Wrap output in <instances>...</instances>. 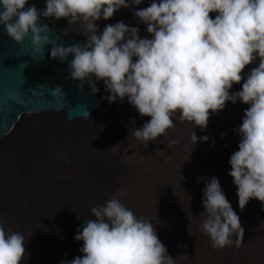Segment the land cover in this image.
<instances>
[{
    "label": "clouds",
    "instance_id": "obj_1",
    "mask_svg": "<svg viewBox=\"0 0 264 264\" xmlns=\"http://www.w3.org/2000/svg\"><path fill=\"white\" fill-rule=\"evenodd\" d=\"M142 2L45 0V7L38 9L28 0H0V26L20 44L31 33L41 60L49 43V37L41 35L49 29L41 17L83 22L86 42L54 44L50 58L67 62L71 80L94 78L93 93L98 91L96 82L103 81L108 95L102 98L108 103L126 99L139 115L150 117L133 131L145 143L174 127L178 114L193 125L192 152L198 141L209 140L207 135L198 137L195 129L203 131L211 113L218 114L228 101L248 105L233 129L239 142L229 157L228 175L241 212L250 199L264 209V0H150L147 7L132 9L149 36L141 37L138 26L123 21L98 30L101 18L107 21L121 7ZM253 62L258 65L242 76ZM242 80L239 90L230 91ZM201 180V232L214 249L232 245L234 237L240 238L235 240L239 246L244 228L219 179L197 178ZM119 195L90 209L92 218L82 220L73 237L82 241V255L58 264H174L156 226L126 207ZM27 238L0 224V264H22L28 255Z\"/></svg>",
    "mask_w": 264,
    "mask_h": 264
},
{
    "label": "bare ground",
    "instance_id": "obj_2",
    "mask_svg": "<svg viewBox=\"0 0 264 264\" xmlns=\"http://www.w3.org/2000/svg\"><path fill=\"white\" fill-rule=\"evenodd\" d=\"M121 8L124 9V7ZM210 15L214 17L215 13H210ZM121 19L120 15V21H122ZM102 20L104 21V19ZM48 23L49 26L57 33H63L66 31L70 37L81 39L76 36L75 33L63 29L61 26H57L54 22V18L50 17ZM76 24L78 27L77 34L87 38V35L83 33V22H77ZM136 26H139V24ZM83 43L84 42L82 40L81 44ZM257 65L258 62H253L252 64L246 66L243 70L242 76L244 73H247L251 68H254ZM88 83L89 79H86L84 86L92 90L93 88L90 87ZM242 83L243 81L239 84H234L230 91L239 90ZM95 93L99 99L100 105L96 106L90 113H88L87 116L82 114L79 116L73 115V117L67 118L68 113L65 111L64 107H60L58 110L49 108L48 110H43L38 113L23 111L20 113L18 119L12 124L7 133L3 135L0 146V224H2L5 229L21 231L26 237H28L27 240L29 241L31 246L30 248L32 250L35 247L37 248L38 245L40 246V242L44 240V237L39 236V234L42 235L45 233L49 238V241L54 242L53 246L55 248L65 250L66 254L63 259L71 260L76 256L82 255V253L79 252V248L82 246V241H76L73 239L78 227L82 223V220L92 218L90 214V209L92 207L103 204L114 194L120 193L123 189H126L125 186L129 179L125 176L128 170L125 166H129L139 171L141 175L139 178H136L134 186L135 190L132 188V190H134L136 200H141V205H147L146 208L149 207L153 210L150 212L147 209L148 212L152 214L154 213V216L158 221L155 224L158 237L163 239L162 237L164 236L161 226H165V229L169 231L168 233L165 232L166 240L168 244L172 245L174 250L181 251V254H179V262L184 261V263L187 262V264H255V259L252 258L251 260V258L245 253L246 251L244 252V249L248 251L250 248V246H248V242L251 236H249V238H244L243 236L240 240L239 246H237L235 240L240 238L234 237V243L230 245V250L226 251L227 246L214 249L211 246L209 238L203 234V238L207 240V247L204 248L205 250L201 254H199V260L194 261L197 257V253L195 251L196 246L194 247V244L198 241L201 243L200 238L196 242L194 239L192 241L189 240L186 237L187 228L184 232H177V228L181 227V218L191 211L189 209L191 205H189L188 198L190 197L188 195L193 196L192 199L194 201L192 205L196 204V207L201 205L199 206L200 208H197L194 212L196 217L192 218L200 217L202 219V214L199 215V213L203 211L201 203L202 194L200 193L204 187V182L202 180L198 182V177H211L215 175L219 179L221 187L223 188V191L232 207L233 204H237L238 202L236 187L232 183V177L228 175L229 169L225 167L229 165L228 160L230 155L234 151L238 150L239 136L236 135L233 129L237 128L241 124L244 109L248 107V105L241 103L239 100H237L235 104L231 103L232 106H230V103L226 102L224 109L218 114L211 113L208 125L203 131H201L199 127L195 129L198 137L207 135L209 140L206 142L198 141L195 146L196 148L192 151L193 156L190 159L189 151L192 150V147H189V145L191 143L190 138L193 132V125L190 122L183 121L179 118V115H176L174 117V127L168 129L164 135L155 139L157 142L153 140L154 143H145L137 140L133 136V131L135 128L142 127L144 121L150 119V117L139 115L130 105L129 113L131 114L129 118L126 116L117 117V124L112 126L119 127L122 138V141H114L116 145L113 146V151L115 152L110 151L111 146L108 144L107 136L101 133V137L98 139L99 145L95 154H101L100 150L102 148L106 151L114 153V156L120 163L117 167L118 169H115L113 173L108 175L104 174L103 176L101 174L99 176L102 180V188L100 190L97 189V186L92 184V187H88L87 189L85 188V190H76L72 197L67 196L66 198H59V200H55L54 207L50 216L47 218H39L37 211L33 206H31L32 208L29 212L25 210V207H20L19 204L15 206L16 208L12 212L9 211L7 207L10 205L14 193L25 192V188L22 183L16 186L17 183L12 178L11 180L9 177L6 178L5 157L7 149L11 146V142L16 140L18 135L19 137L22 136L24 131L31 130H34L33 138H35L36 143L38 140L42 142L43 137L49 138L50 134L52 135V129L48 126L51 124L48 123L50 121L57 126V130L71 132L83 130L76 129L77 126H82L83 128L86 127L84 130L89 131L91 127H101L99 125L101 122H105L107 125L109 116L105 115L106 107L104 106L99 92L97 91ZM124 103L127 105L128 102L126 99ZM104 117H107L108 119ZM140 120H142V122ZM109 123L110 122H108V125ZM179 129L180 131H178ZM223 133H226V135H222ZM213 140L214 146H212ZM160 156L163 157L161 160L159 159ZM204 159L208 162H204ZM220 165L224 168L220 167L219 169L218 167ZM95 171L96 169L92 170L90 172V176L96 174ZM65 172L66 171H64V173ZM145 174L147 175L146 177ZM38 198L39 201H44L43 198ZM247 208L251 209L255 213L254 215H256L257 234L262 238L261 242L262 245H264V209L261 207V202L256 199H250ZM192 214L191 216H194V214ZM241 216H239L240 222L243 224V218H241ZM36 218H38V220H36ZM177 220L178 222H176ZM198 221L201 222L199 218H197L196 222ZM174 222H176V225L179 224V227L177 228L174 225V228L176 229L172 226V223ZM169 224L171 225V229ZM195 227L198 228L197 231L201 232L199 226H195L194 224L193 229H195ZM40 229H42L43 233H40ZM170 232L172 235L169 234ZM33 233H37V235H32ZM257 234L255 236H257ZM176 237L177 243H180L179 247L176 245ZM253 237L252 240L254 239L256 242H254L255 247H252V249L255 251L256 244L259 242V239H257V237ZM182 247L183 249H181ZM258 247L259 246H257V248ZM262 249H264V246L261 250ZM173 256L178 258V254ZM259 257H261V260L262 258L264 260V253H261ZM256 264H258V262Z\"/></svg>",
    "mask_w": 264,
    "mask_h": 264
},
{
    "label": "rangeland",
    "instance_id": "obj_3",
    "mask_svg": "<svg viewBox=\"0 0 264 264\" xmlns=\"http://www.w3.org/2000/svg\"><path fill=\"white\" fill-rule=\"evenodd\" d=\"M149 3H150V0H143V2L140 5L124 7V9L120 8L118 11H116L117 13L115 12L116 14L114 13V15L109 19L110 21L107 20L106 22L104 20L106 22L105 23L102 20L103 19L102 18L100 19V21L97 22V24L101 26V27L99 26V30L101 29L103 30V27L105 26V24H112L117 21H120V15H121V18H122L121 20L124 23H127L128 25H132V26H136L139 24L138 27L140 29L141 37L149 36V34L146 32V26L140 23L138 18H136L132 14L133 8H144V7H147ZM127 8L129 9V11ZM118 13H119V16H118ZM54 22L57 24V26H61L63 29H66V30H69L75 33V35L78 36L79 38L81 39L84 38L83 42H86L87 38L77 34V31H78L77 30L78 27L76 24L77 22L74 24H69V21L65 18L54 19ZM88 84L90 87L93 88L94 78L89 79ZM96 87L101 97L108 95V93L105 91L103 81H97ZM102 101L104 103V106L106 107V108L104 107L106 111L105 115L109 116V120H108V122H110L109 125H108V122H107V125L105 122H101L99 123L101 127H94V128L91 127L89 131L84 130L86 127L83 128L82 126H77L76 129H83V130L82 131L76 130V131L71 132V131L57 130V126L53 124V122L50 121L48 123H51V124H49L48 126H50V128L52 129V135L50 134L49 138L43 137L42 142L38 140L36 143L35 138H33L34 130L24 131L22 133V136L19 137L18 135L16 140L11 142V146L7 149L6 157H5L6 178L9 177L10 180L12 178L17 183L16 186L22 183L25 188V192L24 193L23 192L14 193L10 205L7 207L10 212H12L16 208L15 206H17L18 204L20 205V207H25V210L27 212L31 211V208H32L31 206H33L35 210L37 211V215L39 218H47L48 216H50V213L54 207L55 200H59V198H66L67 196L72 197L73 193H75L76 190H81V191L85 190V188L87 189L88 187H92V184H94V186H97V189L100 190L102 188V183H101L102 180L101 178H99V176L101 174L102 176L104 174H107V175L111 174L113 173L115 169H118L117 167L120 165V163L114 156V153H111L110 151L115 152L113 151L114 150L113 146L116 145L114 141L115 140L122 141V138H121V132H120L119 127L117 126L112 127V126L117 124V120L119 117L126 116L129 118L131 114L129 113L130 104L127 103L126 105V103L124 102L122 104L119 101L110 104L108 103L106 99H103V98H102ZM227 103H230V106H232L231 104L232 102L229 101ZM104 118H107V117H104ZM140 121L142 122V120ZM180 129L178 131H180ZM101 133L108 137L107 140H108V144H110L111 146L110 147L111 149L110 151H106L101 148L100 150L101 154L98 155V154H95V152L97 151V148L99 145L98 139L101 137ZM155 141L157 142V140ZM150 143H154V141H151ZM195 146L194 148H196ZM189 147H192L191 143ZM190 152L191 150L189 151V155H190ZM191 153H192L191 154V157H192L193 152ZM162 158L163 157L160 156L159 159L161 160ZM204 162H208V161L204 159ZM220 167L222 166L220 165L218 168L220 169ZM125 168L128 169L127 172L129 171L128 173L126 172V175H125L129 180L125 186L126 189H123V191L119 193L120 200L122 201V203L125 204V206L127 205L126 207L131 208L136 215L143 217L145 219H150L153 225L155 226V224L158 221L156 217L154 216V213L153 214L150 213L153 210L150 209L149 207L146 208L147 205L146 206L141 205V200L139 201V199H137L138 200L137 201L136 197L134 196V190H135L134 186L136 183V178L137 177L139 178L141 176L140 172L137 171L136 169H133V167L125 166ZM225 168L230 169V165H227ZM94 169H96L95 171L96 174L90 176V172ZM64 171L66 172L64 173ZM146 176L147 175L145 174V177ZM132 188L134 190H132ZM200 194H202V192ZM38 197L43 198L44 201H39ZM191 197L193 198L192 195ZM188 199H189V205H191L189 207L191 211H189L187 215H184L181 218L182 219L181 220L182 222L180 225L181 227H179V224L176 225V222H178V220L172 223L173 224L172 226L173 228H174V225L176 226V228L179 227L177 228L178 233L179 231L184 232L187 228L186 237L191 241L194 239L196 242L200 238L201 243L198 241L197 242L198 244L197 243H195L196 245L194 244V247L196 246L195 247L196 249L195 248L194 249L197 253L196 255L197 257L195 258L194 261H198L199 260L198 258L200 256L199 254H201L205 250L204 248L207 247L206 246L207 240L203 238L202 232L197 231L198 228L195 227V229H193L194 224L195 226L196 225L199 226L200 221L196 222L197 218L202 220L200 217L192 218V217H196L194 212L197 210V208L199 209L200 208L199 206L201 205L196 207V204L192 205L194 200L191 199L190 201V198ZM201 203H202V200H201ZM237 204H233V209L237 211V214L239 216L242 215L241 218H243L242 219L243 224L241 225L244 228L243 236L244 238H247V237L249 238V236H251L248 242V246H250V248L249 247L248 248L250 250L248 249L249 251L248 252L247 250L244 249V252L246 251L245 253L251 258V260L252 258L255 259L254 260L256 261L255 264L257 262L258 264H263L264 260L263 258L261 260V257L259 256L261 253H264V249L261 250V248L264 245H262V242H261L262 238L257 234V230H256L257 220L255 218L256 215H254L255 213L251 209L247 208L248 204L246 205V208H244L242 212L239 210ZM163 205H166V204H163ZM147 209L150 212H148ZM192 213L194 214V216H191ZM188 215L191 217V219ZM36 220H38V218H36ZM187 221H190V222H187ZM170 224H169V227L171 229ZM165 228H166L165 226H161V229H163L162 232L164 233V236L162 237L163 239H161L160 237L159 239L166 246L168 254L174 259V264H187V262L184 263V261L179 262V254H181V251L174 250L172 245L168 244L166 240L165 232L168 233L169 231L166 230ZM41 232L43 233L42 229H40V233ZM169 234L172 235L171 232ZM256 234L257 236H255ZM32 235H37V233H33ZM39 236H43L44 240L40 242V246L38 245V247L33 248V250L30 248L31 246L29 244V241L27 240L26 242L27 244H25V249L28 255H27V259L25 261H22V264H58V262L65 257V254H66L65 250L55 248L53 246L54 242H50L49 238L46 236L45 233H43L42 235L39 234ZM252 237L253 238L257 237V239H259V242L256 244L255 251L252 249V247H255L254 242L256 241H254V239L252 240ZM171 239H172V236H171ZM175 240H176V245H178L179 247L180 243L179 244L177 243V237L175 238ZM257 246L259 247L257 248ZM181 249H183V247ZM229 250H230V245L227 246L226 248V251H229ZM175 254H178V258L173 256ZM253 254L254 255L256 254V255L254 256Z\"/></svg>",
    "mask_w": 264,
    "mask_h": 264
},
{
    "label": "water",
    "instance_id": "obj_4",
    "mask_svg": "<svg viewBox=\"0 0 264 264\" xmlns=\"http://www.w3.org/2000/svg\"><path fill=\"white\" fill-rule=\"evenodd\" d=\"M28 5L43 9L45 0H28ZM49 19L41 17L40 23L49 26ZM41 35H47L49 43L43 46L44 58L38 60L40 52L31 44V33L20 44L0 26V146L3 135L23 111L38 113L64 107L67 118H71L87 116L100 105L96 93L84 86L86 80L67 78V62L61 63L49 55L54 44H81L84 38L70 37L66 31L57 33L50 26ZM68 59H72L71 54Z\"/></svg>",
    "mask_w": 264,
    "mask_h": 264
},
{
    "label": "trees",
    "instance_id": "obj_5",
    "mask_svg": "<svg viewBox=\"0 0 264 264\" xmlns=\"http://www.w3.org/2000/svg\"><path fill=\"white\" fill-rule=\"evenodd\" d=\"M62 29V28H61Z\"/></svg>",
    "mask_w": 264,
    "mask_h": 264
}]
</instances>
